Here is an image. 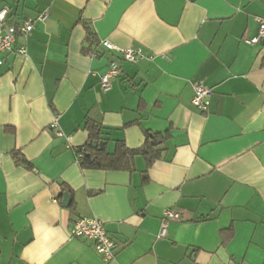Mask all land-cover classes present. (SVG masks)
<instances>
[{"label": "crops", "instance_id": "crops-1", "mask_svg": "<svg viewBox=\"0 0 264 264\" xmlns=\"http://www.w3.org/2000/svg\"><path fill=\"white\" fill-rule=\"evenodd\" d=\"M3 5L9 24L34 22L16 39L27 54L5 53L0 66V264H264V42H243L264 0ZM103 40L143 57L126 62ZM112 60L121 72L103 92ZM196 83L211 91L206 111L191 104ZM55 115L63 136L49 126ZM87 120L109 153L119 140L140 147L146 131L169 137L149 166L137 155L129 171L83 168L74 152ZM165 208L179 218L159 237ZM81 217L103 222L112 260L69 236Z\"/></svg>", "mask_w": 264, "mask_h": 264}, {"label": "built area", "instance_id": "built-area-1", "mask_svg": "<svg viewBox=\"0 0 264 264\" xmlns=\"http://www.w3.org/2000/svg\"><path fill=\"white\" fill-rule=\"evenodd\" d=\"M9 8L5 5L0 6V66L4 62L3 55L5 53L16 50L18 55L25 56L27 54L26 46L24 43L16 45L17 35L26 38L29 32L33 28L34 20L25 18L20 24L8 23L7 17ZM48 17V11L44 10L37 15V20L45 21ZM259 22V28L257 34L252 38H244L243 42L246 44H256L261 39H264V19L257 18ZM101 45L111 51H115L120 54L122 60L130 63L138 62L143 54L141 49H121L107 40L101 41ZM16 46V47H15ZM89 55L95 57L96 52H90ZM166 58H170L169 55H165ZM120 66L117 61L112 60L109 62L108 68L100 76V89L105 92L112 86V81L120 74ZM210 89L201 84L196 83L193 85V96L191 98V104L200 111H206L210 100ZM54 129L56 135L63 136L57 124V116L53 118L50 125ZM179 218V213L174 209L165 208L162 211V223L159 232V237L164 236L166 231V224L169 220H176ZM70 237L79 238L82 240L91 241L94 245L96 252L100 255L101 259L106 263L112 260L116 253L117 244L115 240L106 231L103 222L96 217H81L76 219L70 229Z\"/></svg>", "mask_w": 264, "mask_h": 264}, {"label": "trees", "instance_id": "trees-1", "mask_svg": "<svg viewBox=\"0 0 264 264\" xmlns=\"http://www.w3.org/2000/svg\"><path fill=\"white\" fill-rule=\"evenodd\" d=\"M93 32L87 27V39L94 41ZM84 127L88 132V138L84 145L75 149V155L79 165L83 168L100 169V170H132V160L135 156L141 155L146 160L147 166L157 159L161 153L159 147L169 137L168 132L151 133L145 132V140L138 148H129L125 145L123 140L115 142L114 151L109 153L106 150L98 149V143L103 139L105 132L103 128L94 122L87 120ZM18 158V156H17ZM21 162L32 169L33 166L21 157ZM61 194L64 191L70 192L67 186L61 185ZM72 207V201L69 203ZM222 233H225L222 231ZM233 234V230L228 228L224 235V240H228Z\"/></svg>", "mask_w": 264, "mask_h": 264}, {"label": "water", "instance_id": "water-1", "mask_svg": "<svg viewBox=\"0 0 264 264\" xmlns=\"http://www.w3.org/2000/svg\"><path fill=\"white\" fill-rule=\"evenodd\" d=\"M263 42H264V39H263ZM103 148H104V142L100 141L98 143V149L103 150ZM68 202H69L68 194L66 192H64L63 193V198H62V205L63 206H67Z\"/></svg>", "mask_w": 264, "mask_h": 264}]
</instances>
